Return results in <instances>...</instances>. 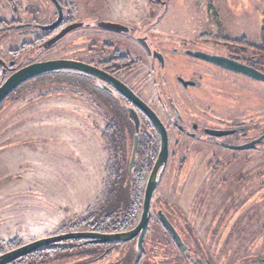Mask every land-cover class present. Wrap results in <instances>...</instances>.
<instances>
[{
	"label": "rangeland",
	"instance_id": "374dc122",
	"mask_svg": "<svg viewBox=\"0 0 264 264\" xmlns=\"http://www.w3.org/2000/svg\"><path fill=\"white\" fill-rule=\"evenodd\" d=\"M57 1L64 15L60 29L73 20L94 26L96 20L110 19L164 39L165 69L145 77L147 66H140L137 87L145 97L159 100L160 107L172 102L187 125L206 121L223 131L232 109L248 119L251 140L264 132L263 81L214 69L213 77L204 75L200 88L182 93L174 79L178 74L188 78V70L196 67L181 52L206 38L245 40L248 59L264 66V0ZM57 16L51 0H0V21L8 25L44 26ZM52 35L32 28L0 29V60L19 69L32 62L83 59L84 28L50 49H39ZM183 41L188 45L182 46ZM2 70L0 66V85L10 76ZM47 75L24 83L0 108V252L13 250L12 242L25 245L59 235L69 222L95 209L104 200L107 162L123 161L108 160L115 152L107 128L115 120L103 108V114L95 111L81 77ZM168 130L169 162L154 193L139 264H196L194 257L206 264H264V141L256 148L233 150L219 144L232 140L226 136L194 142L173 126ZM126 147L128 165L132 146ZM143 157L136 159L137 168ZM158 210L166 212L184 239L186 253L162 228ZM132 245L101 256L81 248L39 264H119Z\"/></svg>",
	"mask_w": 264,
	"mask_h": 264
},
{
	"label": "flooded vegetation",
	"instance_id": "af4514ba",
	"mask_svg": "<svg viewBox=\"0 0 264 264\" xmlns=\"http://www.w3.org/2000/svg\"><path fill=\"white\" fill-rule=\"evenodd\" d=\"M53 5L57 10L56 5L54 3ZM57 14H58V10H57ZM104 21H109L111 23H117V24L120 23V25H122L121 22L117 20L107 19ZM0 22L6 24L3 26L0 25V29H5L6 31L8 30L15 31L22 29L25 30L27 28L28 29L32 28L33 32L37 30L43 31L41 29L42 25H38L37 22H32L27 26L22 24L8 25L6 21H0ZM81 22L84 24L82 28L86 30L87 35L85 37V42H84L85 46L82 50L83 59L77 61L93 66L105 72L107 76H109L110 78L120 81L125 86H127L137 97H139L146 105H148L149 108L157 115L161 123L164 125L167 131L169 147H170V135L168 129L170 128V126H173L181 136H184L185 138H188L194 142L204 141L208 137L212 139L215 138V140L219 139V136L217 137L216 135L211 134V132H219L218 131L219 128L217 127L218 125L214 121H211V123H215L213 127L207 125L206 121H199L200 124L197 122L196 123L193 122L187 125L186 118L183 117L181 113L178 112L177 109L175 108L173 109L174 106H172L173 105L172 102H170V104L165 106L161 105L160 107L158 106L160 103L159 100H157V102H154V99L151 95H148L150 96L149 98L145 97L142 94V90L140 91L139 88L137 87V80L142 79V78L138 79L140 73V70L138 68L140 66L142 70L144 65L147 66L145 77L153 75L154 71L157 70L156 68L159 69L158 71H163L165 69L166 58H165V53L163 52L164 49L163 45L165 44L164 39L161 40L162 41L161 42L158 40L157 37L153 36V33L150 32L147 33L142 31V29H137L135 27H130V26L122 25L125 28L124 30L121 31L104 29L99 27L98 25L101 22V20L94 21L95 23L94 26L88 22L86 23L85 21H81ZM57 28L55 30L49 31L53 33V35L49 39H51L56 34H58V32H60L64 27L61 28L60 31H58ZM210 40L211 39L206 38L199 43V47L185 48V50L181 52L182 57H184L186 60L192 59L196 61L193 63L196 67L194 69L188 70L189 71L188 78H185L179 74L174 78L175 82L182 89V93L183 91H187L188 89L200 88V81L204 80V75L213 77L212 72H214L213 71L214 69H219L223 72H228L235 76L248 78L247 76L228 71L224 68H221L215 64L210 63L208 60L194 56L192 54V53H203L211 56H220L227 58L229 60L237 61L241 64L248 65L249 57L247 54L248 52L247 46L245 45L243 46L238 43H230L227 41L221 42L217 40H213V41ZM181 44L184 47L188 45L187 42L185 41L181 42ZM41 46L42 45L39 46V49H41ZM216 49H221V51L218 53ZM173 51L175 53L178 50L177 48H174ZM234 51L236 53H232ZM0 62L3 61L0 60ZM0 66H2L1 63ZM16 70L18 69L14 67V63L9 62V64L6 65L5 68L3 67L2 71L3 74L9 73V75H11ZM78 76L81 77L82 87L88 95L86 99L92 102V106H94L95 111L101 112L103 114L104 112L101 110V108H103L104 110H107L110 115H112L115 122L124 123V130H125L124 139H123L124 143L125 145L132 146L130 159L132 156L133 147L135 145V138L137 137V149H136L134 164L136 163L137 158L141 157V155L143 156L144 152L148 153L147 155H145L144 153L145 156L143 159L146 160L148 159L153 160L151 158L153 157L154 152H157L156 157L153 161V165L151 166L149 172L150 175L161 148V136L158 129L152 122V120L131 100L126 98L110 80L98 79L89 74H85V75L78 74ZM160 78H162V80L166 79L164 75L160 76ZM153 104L155 106H153ZM97 105H99V107H97ZM169 106H171V111L168 109ZM159 108L162 109V113H160V111L158 110ZM131 110H135V112L138 115L139 118L138 126H136L133 120V117L130 112ZM119 113L125 115L126 121H123L121 119V117L118 115ZM228 115L230 117V120L227 121L228 126L225 125L228 128L225 127L222 130L223 132L228 133L227 135H225L226 138H230L232 140L230 142L219 141V144L222 147L232 149L233 147L249 144L262 137L263 140L261 142L264 141V132L261 135H259V137L253 138L252 140L250 139V126L248 125L249 121H247L248 119L245 120V115L243 112H238L234 110L232 111L231 109ZM103 118L105 119V114ZM212 118L215 119V116L213 115ZM225 136H220V139H223ZM216 143L218 144V141H216ZM256 147L257 144L255 145L254 148ZM233 150H238V149L233 148ZM168 162H169V158H168Z\"/></svg>",
	"mask_w": 264,
	"mask_h": 264
},
{
	"label": "water",
	"instance_id": "95a60500",
	"mask_svg": "<svg viewBox=\"0 0 264 264\" xmlns=\"http://www.w3.org/2000/svg\"><path fill=\"white\" fill-rule=\"evenodd\" d=\"M52 1L57 7L58 18L54 23L50 25L42 26L41 29L43 31L55 30L63 20V10L61 5L57 0H52ZM83 25L84 24L82 22H75L65 26L60 32H58V34H56L54 37H52L44 44H42L41 48L45 50L51 48L57 42L62 40L64 37H66L69 33L74 31L75 29L82 28ZM98 25L101 28L113 30V31H121L124 30L125 28L120 24L111 23V22H100ZM192 54L194 56L208 60L210 63L215 64L228 71L238 73L247 77H251L253 79L261 80L264 82V73L260 72L259 70L251 66L241 64L237 61L229 60L227 58L220 56H211L203 53H192ZM0 63L4 68L6 67V65L3 62ZM58 72H72L79 75L89 74L98 79L110 80L126 98L131 100L137 107H139L146 115L149 116V118L152 120V122L158 129L161 136V148L145 188L141 217L136 227L127 232L98 233L92 231H75V232H68V233L50 236L47 238L38 239L31 243L22 245L11 251L1 254L0 264H11L45 247H48L50 245H57L71 240H84L85 244H109V243L123 244L130 242L134 239H137V249L138 251H141L145 239V235L147 232L149 219L151 216V205H152L154 193L156 192L159 181L168 163L169 143H168L167 131L164 125L157 117V115L149 108L148 105H146L123 83H121L116 79L110 78L109 76H107L105 72L93 66L87 65L83 62L77 60H71V59H55V60L31 63L16 70L5 80V82L2 85H0V106L5 102V100L9 98V96L17 88H19L24 83L36 77H40L46 74L58 73ZM130 112L136 126H138L139 118L137 113L135 112V110H131ZM211 134L220 137V136H225L228 133L219 131V132H211ZM262 140L263 137L249 144L243 146H237L233 148L238 150L254 148L255 145L259 144V142H261ZM136 149H137V137L135 138V145L133 147V152L129 164V172L133 168ZM159 215L161 217V221L163 222L164 226L167 228V230L173 237L175 243L178 245V247L181 249L182 252L186 253L187 246L183 243L180 235L177 233V231L173 228L169 220L163 214L160 213ZM196 262L198 264H203L202 261L199 259L196 260Z\"/></svg>",
	"mask_w": 264,
	"mask_h": 264
},
{
	"label": "trees",
	"instance_id": "16d2710c",
	"mask_svg": "<svg viewBox=\"0 0 264 264\" xmlns=\"http://www.w3.org/2000/svg\"><path fill=\"white\" fill-rule=\"evenodd\" d=\"M70 22L72 21H69V23ZM69 23L67 22V24ZM61 24L57 28L58 31H60ZM46 32H49V31H46ZM262 33H263L262 51L264 52V29ZM236 43L241 44L243 46L244 45L247 46V43L245 40L241 43L239 42H236ZM248 65L264 73L263 65L259 63H253L251 59H249ZM57 74L62 75L64 77H66V75L78 76V74L72 73V72H58V73L49 74L47 76H50V75L56 76ZM17 90L18 88L14 92H16ZM118 115L121 117L123 121H126L124 114L119 113ZM124 131H125L124 123L122 122L118 123L114 121L113 123H110L107 128V134H108L107 138L110 139L111 144L113 145L112 151L115 152L114 153L115 156H113L112 158H108V160H117V161L123 160V161L121 162L115 161L113 163L107 162L108 168L106 166L105 169L108 170L109 175H108V180H106V183H105L106 191L104 194L103 202H101L95 209L87 212L85 215L78 218L76 221L69 222L68 225L64 227L63 231H61L60 234L68 233V232H75V231H87V230L98 232V233H121V232H127V231L132 230L139 223L141 213H142L144 192H145V188L148 182V176H149L148 174L150 172L151 166L153 165V161L156 157L157 152H154L153 157L151 158L153 160L148 159L146 162V159H143L144 164L140 168H137L136 163H135L132 170L129 172V163L128 165L125 163L127 161L126 159H127V154H128V152L125 151V147L128 145H125L124 140H123ZM145 154H148V153H145ZM129 162H130V159H129ZM146 166H147V169L145 170ZM148 169L149 171L146 174V171ZM152 210H153V204L151 205V211ZM160 213L163 214L168 220L169 218L166 215L165 211L158 210L155 213L157 215V218L162 228H164V230L171 236V234L169 233V231L167 230V228L164 226L163 222L161 221V217L159 215ZM151 219H152V212H151V216L149 219L145 239H146V236L148 235ZM169 222L171 223L173 228L177 231L173 223L170 220ZM177 233L179 234L178 231ZM171 238L173 239L172 236ZM181 239L182 241L184 240L182 237ZM84 242H85L84 240H71V241L63 242L57 245H50L37 252H34L33 254L23 257L11 264H39L41 260L48 261L52 257L58 256V254H62L65 256L81 248H91L92 250H94L95 253L100 254L99 256L107 255V253L119 247L120 245H123V244L126 245L130 243L133 244L131 251L124 256V258L122 259L121 262H119V264H139L140 259L142 258V255H143V245H142L141 251H138L137 239H134L130 242L123 243V244H116V243L85 244ZM11 245H15L13 246L14 249L22 246L21 243L15 244V242H12ZM106 250L108 251L105 252ZM179 250L181 251L180 248ZM3 253L5 252L4 251L0 252V255ZM188 256L190 257V254H188ZM194 258H195L194 259L195 263L198 264L196 260H198L199 258L197 257H194ZM199 260H201V258ZM202 263L206 264L203 261Z\"/></svg>",
	"mask_w": 264,
	"mask_h": 264
}]
</instances>
